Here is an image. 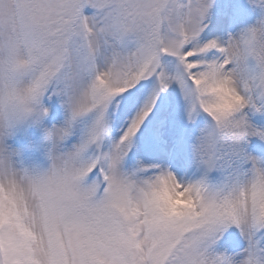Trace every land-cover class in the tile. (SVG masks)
<instances>
[{
  "label": "snow or ice",
  "instance_id": "snow-or-ice-1",
  "mask_svg": "<svg viewBox=\"0 0 264 264\" xmlns=\"http://www.w3.org/2000/svg\"><path fill=\"white\" fill-rule=\"evenodd\" d=\"M254 143L264 0H0V264H264Z\"/></svg>",
  "mask_w": 264,
  "mask_h": 264
},
{
  "label": "rangeland",
  "instance_id": "rangeland-1",
  "mask_svg": "<svg viewBox=\"0 0 264 264\" xmlns=\"http://www.w3.org/2000/svg\"><path fill=\"white\" fill-rule=\"evenodd\" d=\"M255 20V14H250L249 17V23L253 22ZM254 155H261L264 156V152H261L259 149H256L255 147V143H254V151H253ZM24 163L26 165L29 164H35L37 165L41 170L46 169L48 166L47 161L45 160V158L43 157L41 152H28L25 153L24 156Z\"/></svg>",
  "mask_w": 264,
  "mask_h": 264
},
{
  "label": "clouds",
  "instance_id": "clouds-1",
  "mask_svg": "<svg viewBox=\"0 0 264 264\" xmlns=\"http://www.w3.org/2000/svg\"><path fill=\"white\" fill-rule=\"evenodd\" d=\"M230 102H231V100H230V99H226V104H227V103H230Z\"/></svg>",
  "mask_w": 264,
  "mask_h": 264
}]
</instances>
